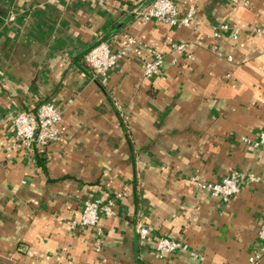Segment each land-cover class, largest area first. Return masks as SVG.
Instances as JSON below:
<instances>
[{
	"label": "crops",
	"instance_id": "obj_1",
	"mask_svg": "<svg viewBox=\"0 0 264 264\" xmlns=\"http://www.w3.org/2000/svg\"><path fill=\"white\" fill-rule=\"evenodd\" d=\"M153 1L0 0V264H248L264 223V151L242 142L264 130V0H201L187 28L143 24ZM172 2L182 15L189 0ZM128 37L138 53L102 87L84 55ZM153 52L163 63L145 78ZM46 102L61 113L60 140L15 144L12 119ZM233 171L261 182L241 180L227 201L191 182ZM102 198L114 200L102 238L72 229ZM162 237L188 252L158 260Z\"/></svg>",
	"mask_w": 264,
	"mask_h": 264
},
{
	"label": "built area",
	"instance_id": "obj_2",
	"mask_svg": "<svg viewBox=\"0 0 264 264\" xmlns=\"http://www.w3.org/2000/svg\"><path fill=\"white\" fill-rule=\"evenodd\" d=\"M231 1L237 3V0ZM200 2L201 0H189L185 13L181 15L172 0H154L150 5L138 11L137 16L141 18L143 24L151 20H156L169 26L187 28L193 23H196L195 12ZM12 20L13 16L7 18V21ZM220 29L228 30L229 27L223 25ZM253 31L262 33V30L258 28H254ZM236 32L237 30H235L233 39H236ZM188 48L191 47L185 44L171 46V49L179 51ZM138 51V42L133 37H128L117 52H111L108 43L104 41L90 48L84 55L83 61L89 69L92 79L102 87H105L108 82V71L116 62L127 57L130 53H138ZM162 63L163 57L159 53L153 52L151 59L144 61L143 76L145 78H151L161 67ZM60 122L61 113L50 102L41 104L34 113L19 112L11 121V126L14 130V143L29 149L33 146L45 147L50 143L57 142L60 140V132L58 130ZM242 142L264 151V130L254 140L243 139ZM241 180H246L249 183L261 182V179L255 175L237 171L231 172L218 183H204L196 179H192L191 182L195 184L198 190L204 191L214 198L227 201L238 194ZM120 197L121 195H117L116 198ZM113 215V199L102 198L95 201H88L84 204L79 218L71 222V228H92L97 237L102 238L103 231L99 224L100 219L101 217H111ZM136 232L141 242L146 241L149 230L145 226L137 225ZM257 238L259 241L258 246L248 257V264H258L264 258V223L259 227ZM154 250L155 257L158 260L165 261L168 256L174 253L188 252V247L184 243L162 237L155 242ZM97 251H100L98 247ZM192 256L195 255L192 254Z\"/></svg>",
	"mask_w": 264,
	"mask_h": 264
}]
</instances>
